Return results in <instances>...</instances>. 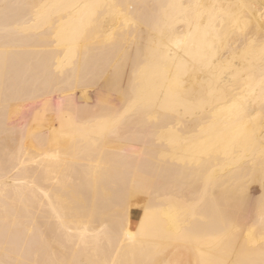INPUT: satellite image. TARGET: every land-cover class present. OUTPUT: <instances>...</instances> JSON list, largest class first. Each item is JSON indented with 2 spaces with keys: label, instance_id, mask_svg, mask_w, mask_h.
<instances>
[{
  "label": "bare ground",
  "instance_id": "obj_1",
  "mask_svg": "<svg viewBox=\"0 0 264 264\" xmlns=\"http://www.w3.org/2000/svg\"><path fill=\"white\" fill-rule=\"evenodd\" d=\"M0 264H264V0H0Z\"/></svg>",
  "mask_w": 264,
  "mask_h": 264
},
{
  "label": "rangeland",
  "instance_id": "obj_2",
  "mask_svg": "<svg viewBox=\"0 0 264 264\" xmlns=\"http://www.w3.org/2000/svg\"><path fill=\"white\" fill-rule=\"evenodd\" d=\"M98 89H99V88H98ZM98 89H95V90H93V91H91V92H88V97L90 98V100H91L92 98L95 97V95H96ZM139 197H141V196H139ZM142 204H143L142 199H141V198H138V199L135 201V203H134L133 206H134V208L138 211V210H141V206H142Z\"/></svg>",
  "mask_w": 264,
  "mask_h": 264
}]
</instances>
